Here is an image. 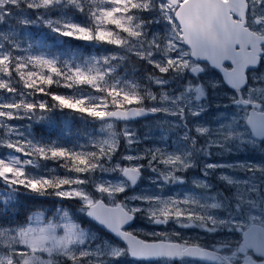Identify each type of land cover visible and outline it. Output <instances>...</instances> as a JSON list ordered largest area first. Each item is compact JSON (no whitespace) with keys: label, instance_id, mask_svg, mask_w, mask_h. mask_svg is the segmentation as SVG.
Instances as JSON below:
<instances>
[{"label":"snow or ice","instance_id":"snow-or-ice-1","mask_svg":"<svg viewBox=\"0 0 264 264\" xmlns=\"http://www.w3.org/2000/svg\"><path fill=\"white\" fill-rule=\"evenodd\" d=\"M0 149V264H264V0H0Z\"/></svg>","mask_w":264,"mask_h":264},{"label":"trees","instance_id":"trees-1","mask_svg":"<svg viewBox=\"0 0 264 264\" xmlns=\"http://www.w3.org/2000/svg\"><path fill=\"white\" fill-rule=\"evenodd\" d=\"M27 32L31 33V38L33 41L43 39L48 41L50 45L54 47V50L57 52H72V53H79L84 57H88L91 55H102L104 54V47L103 46H91L86 42L75 41L71 40L70 38H62L59 44L56 43L55 38L48 33L47 29H27ZM54 90L59 92H68L69 90L63 88H54ZM86 128L81 120L77 117L72 115L71 113L68 114H60L57 113L55 115V120L49 124H42L34 126V135L38 138H43L45 140L48 139H55L60 140L62 143H72L76 140H83V137L79 135L80 132H83ZM71 135H67L66 133L69 132ZM41 164L44 166L56 165L52 161H41ZM63 171V170H62ZM52 202L47 201L43 203L44 208H51ZM38 205H33L31 202H25L24 208H30ZM23 212V209H21Z\"/></svg>","mask_w":264,"mask_h":264},{"label":"flooded vegetation","instance_id":"flooded-vegetation-1","mask_svg":"<svg viewBox=\"0 0 264 264\" xmlns=\"http://www.w3.org/2000/svg\"><path fill=\"white\" fill-rule=\"evenodd\" d=\"M239 158H241V159H243V158L251 159V158H258V157H256L254 154L245 153V154L241 155L240 157H231V156H229V157H226L225 159H239ZM214 159H217V158H214ZM133 227L138 228V229H143L145 231H152L154 226L148 224L145 220L140 219V220H137V221L134 222ZM195 232H196V230H187V234L188 235H193V234H195Z\"/></svg>","mask_w":264,"mask_h":264},{"label":"rangeland","instance_id":"rangeland-1","mask_svg":"<svg viewBox=\"0 0 264 264\" xmlns=\"http://www.w3.org/2000/svg\"><path fill=\"white\" fill-rule=\"evenodd\" d=\"M213 111H214V110H213ZM54 120H55V119H54ZM54 120H53V121H54ZM53 121H52V122H53ZM143 123H144V122L142 121L141 123H139V124L136 125V127H137V128H140L141 131H144V130H145V129L142 127ZM6 151H8V150H6V149H0V152H6ZM45 167H46V168H57V165H50V166H45ZM58 171L62 172V169H58ZM51 202H52V201H51ZM52 203H53V202H52Z\"/></svg>","mask_w":264,"mask_h":264}]
</instances>
